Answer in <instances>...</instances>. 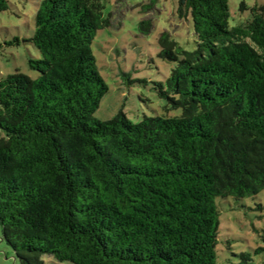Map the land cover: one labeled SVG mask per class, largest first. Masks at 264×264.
Wrapping results in <instances>:
<instances>
[{
    "label": "trees",
    "instance_id": "obj_1",
    "mask_svg": "<svg viewBox=\"0 0 264 264\" xmlns=\"http://www.w3.org/2000/svg\"><path fill=\"white\" fill-rule=\"evenodd\" d=\"M103 9L38 0L39 75L0 79L2 238L20 264H217V199L264 191V5L242 2L249 17L229 26L228 0H177L195 47L160 33L174 66L157 91L180 114L138 122L94 116L108 91L92 48Z\"/></svg>",
    "mask_w": 264,
    "mask_h": 264
},
{
    "label": "rangeland",
    "instance_id": "obj_2",
    "mask_svg": "<svg viewBox=\"0 0 264 264\" xmlns=\"http://www.w3.org/2000/svg\"><path fill=\"white\" fill-rule=\"evenodd\" d=\"M38 0H8V9L0 11V79L16 70L38 77L28 65L38 50L27 39L35 29V3ZM103 14L110 25L97 31L93 53L108 91L94 116L101 120L123 112L133 122L144 116L179 115L180 109L166 110L167 101L159 95L157 82L170 74L174 62L159 56L158 36L168 31L179 44L191 50L195 34L190 18L176 13L177 0H102ZM247 6L264 5V0H228L229 26L249 17ZM143 19L151 20L147 33L139 30ZM220 210L217 264L239 262V253L249 252L253 264H264V191L235 200L218 198ZM45 264H73L43 256ZM0 264H20L12 248L2 238L0 226Z\"/></svg>",
    "mask_w": 264,
    "mask_h": 264
}]
</instances>
